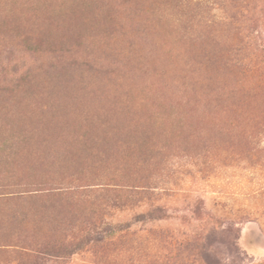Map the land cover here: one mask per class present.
Returning a JSON list of instances; mask_svg holds the SVG:
<instances>
[{
	"label": "rangeland",
	"instance_id": "374dc122",
	"mask_svg": "<svg viewBox=\"0 0 264 264\" xmlns=\"http://www.w3.org/2000/svg\"><path fill=\"white\" fill-rule=\"evenodd\" d=\"M0 264H264V0H0Z\"/></svg>",
	"mask_w": 264,
	"mask_h": 264
},
{
	"label": "trees",
	"instance_id": "16d2710c",
	"mask_svg": "<svg viewBox=\"0 0 264 264\" xmlns=\"http://www.w3.org/2000/svg\"><path fill=\"white\" fill-rule=\"evenodd\" d=\"M127 191H129V190H127ZM129 192H131V191H129ZM95 228H97V227H95ZM114 231L116 233L118 232L117 229L114 230ZM114 231H112V232L110 231L109 233L106 232V231H104V232H106V233H104L101 230L95 231L96 232L95 234H96L97 238H95L94 240L95 241H99V240L104 239V238H106V239H112L114 237L113 235L115 234Z\"/></svg>",
	"mask_w": 264,
	"mask_h": 264
},
{
	"label": "bare ground",
	"instance_id": "6f19581e",
	"mask_svg": "<svg viewBox=\"0 0 264 264\" xmlns=\"http://www.w3.org/2000/svg\"><path fill=\"white\" fill-rule=\"evenodd\" d=\"M227 128V127H226Z\"/></svg>",
	"mask_w": 264,
	"mask_h": 264
}]
</instances>
